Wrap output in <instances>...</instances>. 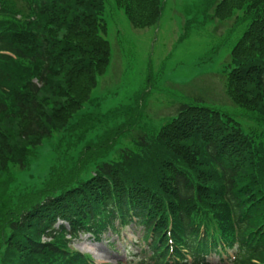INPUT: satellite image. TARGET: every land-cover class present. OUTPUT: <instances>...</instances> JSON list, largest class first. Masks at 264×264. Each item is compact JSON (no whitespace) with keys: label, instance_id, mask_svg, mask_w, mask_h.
I'll list each match as a JSON object with an SVG mask.
<instances>
[{"label":"trees","instance_id":"16d2710c","mask_svg":"<svg viewBox=\"0 0 264 264\" xmlns=\"http://www.w3.org/2000/svg\"><path fill=\"white\" fill-rule=\"evenodd\" d=\"M14 2L0 0V264H91L71 240L99 239L117 220L142 226L137 264H212L211 254L232 249L228 264H264V0L213 8L215 20L239 11L247 21L224 87L258 123L245 129L216 109L181 104L157 131H141L133 147L101 162L123 138L114 121L136 126L143 105L106 111L116 124L101 155L91 153L97 143L78 145L83 123L97 119L84 109L110 62L104 0ZM115 3L142 30L159 19L163 0ZM53 133L61 136L55 160L36 175L37 148Z\"/></svg>","mask_w":264,"mask_h":264},{"label":"rangeland","instance_id":"374dc122","mask_svg":"<svg viewBox=\"0 0 264 264\" xmlns=\"http://www.w3.org/2000/svg\"><path fill=\"white\" fill-rule=\"evenodd\" d=\"M216 1L163 0L154 26L139 30L130 25L115 0H104L100 18L107 27L103 37L110 45V62L105 74L98 78L89 107L84 109L97 119L93 123H83L86 133L82 132L83 142L78 145L97 143L91 153L99 151L97 154L101 155L100 148L106 142L104 137L115 131L113 124L117 123L123 138L98 161L115 159L119 149L133 147L132 139L141 131H157L181 104L216 109L245 129L258 123L253 114L230 102L224 87L230 51L245 31L247 21L239 11L227 20H215ZM7 2L15 4L14 0ZM141 101L143 105L138 109L141 117L136 126L127 129L123 117L115 120L116 123L109 120L106 111L113 105L119 104L124 109L134 105V108ZM53 134L37 148L38 155L32 167L36 175L48 172L55 160L52 151L57 149L61 136ZM77 153L70 156L72 161ZM92 172L93 165L88 164L84 174ZM141 237L142 229L129 224L116 231L103 232L99 240L88 234L80 235L71 246L89 254L94 263H124L146 249ZM232 254L228 252L222 259ZM218 259L216 255L208 257L212 263L219 262ZM138 261L135 259L133 264Z\"/></svg>","mask_w":264,"mask_h":264}]
</instances>
